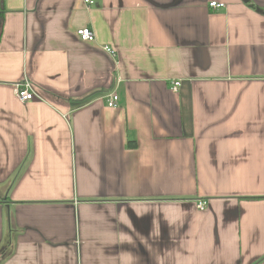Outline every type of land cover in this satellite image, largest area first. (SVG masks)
<instances>
[{
	"label": "crops",
	"instance_id": "crops-1",
	"mask_svg": "<svg viewBox=\"0 0 264 264\" xmlns=\"http://www.w3.org/2000/svg\"><path fill=\"white\" fill-rule=\"evenodd\" d=\"M91 1L6 0L0 264H264V0Z\"/></svg>",
	"mask_w": 264,
	"mask_h": 264
},
{
	"label": "built area",
	"instance_id": "built-area-1",
	"mask_svg": "<svg viewBox=\"0 0 264 264\" xmlns=\"http://www.w3.org/2000/svg\"><path fill=\"white\" fill-rule=\"evenodd\" d=\"M85 3L90 6V5H93L94 1L85 0ZM209 5L215 9H221L224 7V4L218 3L216 1L211 2ZM77 35L79 39H81L82 41L90 42V43L95 41V33L90 28H87V27L81 28L80 30H78ZM104 50L107 53H110L112 56L116 55L115 50L112 49L111 47L109 48L105 47ZM179 86H180V83H175L173 86V90H177ZM15 95L23 103L35 100V95L31 90V84L27 82L18 84V86H16ZM118 102H119V97L116 96L115 94H111L107 101V106L110 109L117 108ZM205 207H206L205 201H201L197 205V208H199V210H204Z\"/></svg>",
	"mask_w": 264,
	"mask_h": 264
},
{
	"label": "trees",
	"instance_id": "trees-1",
	"mask_svg": "<svg viewBox=\"0 0 264 264\" xmlns=\"http://www.w3.org/2000/svg\"><path fill=\"white\" fill-rule=\"evenodd\" d=\"M7 9H6V0H0V40L3 34V22L5 15L7 14ZM1 43V42H0Z\"/></svg>",
	"mask_w": 264,
	"mask_h": 264
}]
</instances>
